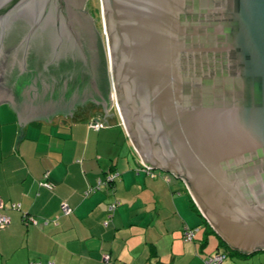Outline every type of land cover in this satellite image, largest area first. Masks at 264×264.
Returning a JSON list of instances; mask_svg holds the SVG:
<instances>
[{
	"label": "water",
	"instance_id": "95a60500",
	"mask_svg": "<svg viewBox=\"0 0 264 264\" xmlns=\"http://www.w3.org/2000/svg\"><path fill=\"white\" fill-rule=\"evenodd\" d=\"M0 0V105L19 126L114 106L233 251H264V0ZM109 78V79H108Z\"/></svg>",
	"mask_w": 264,
	"mask_h": 264
},
{
	"label": "crops",
	"instance_id": "0c3cea01",
	"mask_svg": "<svg viewBox=\"0 0 264 264\" xmlns=\"http://www.w3.org/2000/svg\"><path fill=\"white\" fill-rule=\"evenodd\" d=\"M106 113L88 104L19 126L12 108L0 105V213L9 219L0 229V264H104V255L110 264H203L220 251L186 184L158 169L147 174L119 115ZM97 121L104 127L88 128ZM110 173H118L111 185L85 195ZM185 228L197 230L191 242Z\"/></svg>",
	"mask_w": 264,
	"mask_h": 264
},
{
	"label": "built area",
	"instance_id": "2783aa9c",
	"mask_svg": "<svg viewBox=\"0 0 264 264\" xmlns=\"http://www.w3.org/2000/svg\"><path fill=\"white\" fill-rule=\"evenodd\" d=\"M103 127H104V124L100 121L93 122L90 124V128L95 130V131H98ZM143 170L147 174H149L150 176H152V177L154 176L153 175L154 169H147V166L144 165ZM117 177H118V173H110V174L106 175L103 180H98L95 186L88 188V190L85 192V195L87 196L89 194L95 193L96 191L100 190L101 187L111 185ZM42 186L46 187L49 190H51L53 188L52 185L48 182L42 183ZM118 206H119L118 202H114L108 206V215H107V218L103 224L105 227L108 226L109 221L112 217V214ZM11 207L14 210L20 209L19 204H13ZM1 209H2V204L0 203V210ZM61 211L64 215H69L72 212V210L69 208V206L65 203L62 204ZM23 219L26 222H27V220H29L32 223H35V221L28 216H24ZM8 224H9V219L6 217H3L0 213V229H4L6 226H8ZM196 231L197 230H190V229L185 228L184 233H183L184 234V240L186 242H191L192 240H194V236H195ZM226 258H227L226 253L217 252L214 255L207 257L203 261V264H224ZM103 263L104 264H110V256L109 255L103 256ZM29 264H40V263L31 262ZM48 264H53V263L50 262Z\"/></svg>",
	"mask_w": 264,
	"mask_h": 264
},
{
	"label": "rangeland",
	"instance_id": "374dc122",
	"mask_svg": "<svg viewBox=\"0 0 264 264\" xmlns=\"http://www.w3.org/2000/svg\"><path fill=\"white\" fill-rule=\"evenodd\" d=\"M82 11L87 12L88 16L91 18L94 28L101 33V41L103 49L105 48V35L103 29V22L100 13V0H86ZM109 79V78H108ZM114 106L112 111L119 115L118 108L114 99ZM88 128H90L88 124ZM91 129V128H90ZM211 240H216L215 237L211 236ZM226 264H264V251L257 252L254 255H249L245 259H241L237 255H229Z\"/></svg>",
	"mask_w": 264,
	"mask_h": 264
},
{
	"label": "trees",
	"instance_id": "16d2710c",
	"mask_svg": "<svg viewBox=\"0 0 264 264\" xmlns=\"http://www.w3.org/2000/svg\"><path fill=\"white\" fill-rule=\"evenodd\" d=\"M196 209V208H195ZM197 211V210H196ZM203 224L205 225V227H208L209 228V225L207 224V222L206 221H204L203 220ZM209 230H210V233L211 234H213V235H215L216 236V234L212 231V229L211 228H209ZM217 237V236H216ZM218 238V248H219V250L220 251H218V252H224V253H226L227 254V256H229V255H237L238 257H241V258H246V255H243V254H240V253H238V252H236V251H233V250H231L230 248H228V246L219 238V237H217ZM217 253V252H216Z\"/></svg>",
	"mask_w": 264,
	"mask_h": 264
},
{
	"label": "flooded vegetation",
	"instance_id": "af4514ba",
	"mask_svg": "<svg viewBox=\"0 0 264 264\" xmlns=\"http://www.w3.org/2000/svg\"><path fill=\"white\" fill-rule=\"evenodd\" d=\"M87 107V105L86 106H84L83 108H86ZM97 108H100V109H102L103 110V108H101V107H97ZM104 111V110H103ZM111 111V110H110Z\"/></svg>",
	"mask_w": 264,
	"mask_h": 264
}]
</instances>
